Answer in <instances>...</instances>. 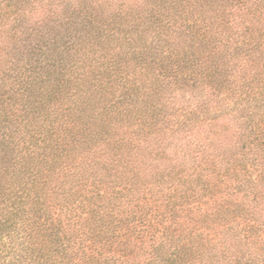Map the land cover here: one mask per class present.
Listing matches in <instances>:
<instances>
[{"label": "trees", "instance_id": "1", "mask_svg": "<svg viewBox=\"0 0 264 264\" xmlns=\"http://www.w3.org/2000/svg\"><path fill=\"white\" fill-rule=\"evenodd\" d=\"M0 264H264V0H0Z\"/></svg>", "mask_w": 264, "mask_h": 264}]
</instances>
